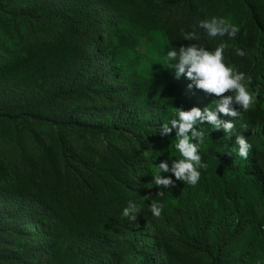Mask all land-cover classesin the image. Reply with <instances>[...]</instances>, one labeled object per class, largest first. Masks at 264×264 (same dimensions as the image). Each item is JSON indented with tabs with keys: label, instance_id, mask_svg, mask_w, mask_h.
<instances>
[{
	"label": "trees",
	"instance_id": "16d2710c",
	"mask_svg": "<svg viewBox=\"0 0 264 264\" xmlns=\"http://www.w3.org/2000/svg\"><path fill=\"white\" fill-rule=\"evenodd\" d=\"M153 1L156 0H138V10L141 7L147 9ZM207 1L208 7L201 9L195 0L170 2L161 27L166 29L172 48L178 49L181 46L196 44L212 50L226 36L208 37L203 29L195 27L199 20L210 19L212 16L225 17L213 9L222 0ZM225 1L226 5L234 6H238L239 1L242 2V11L248 20L245 30L238 26L239 22L233 23L238 28L233 39L236 41L245 39L251 47L258 45L264 51V18L260 13L261 10L264 11V0H259V3L256 0ZM108 4L112 5V0H0V21L9 23L10 29L12 23L15 24L10 35L0 37V66L6 67L5 70H10L15 64L14 60H7L6 56H3V52H6L7 56L10 54L12 41L18 38L27 44L35 40L50 44L51 39H55L53 30H60L71 36L73 56L70 60L52 59L51 87L45 92L43 90L42 96L39 90H31V80L24 82V76H19L20 80L11 78L4 82L0 93L2 104L0 107L8 111L15 109L11 117L19 122L31 121L50 128L55 147L57 143L55 154L59 163L58 168L64 173L73 172V177L83 184L81 191L87 201H82V204L87 203L92 206L89 211L94 224L98 227L103 225L109 229L120 230L124 225L122 209L129 205L128 190L124 188L129 187V183L134 181L135 167L140 162L141 155L113 147L110 139H121L127 133H132L136 139H158L164 132V124L168 123L167 134L170 136L168 144L173 147L176 129L169 121L174 118L175 109L187 110L195 106L203 112V105L207 104V99L204 97L201 101L194 96L193 89L184 81L186 76L181 73L176 74L174 63L173 66H158L151 77L142 78L145 91L138 104L129 107L122 101L116 102L113 98L118 73L115 67L107 65V61L102 59L103 50L100 47L104 40V31L101 27L103 21L110 17L119 23L118 9H109ZM191 15L195 18L193 23H188L186 27L178 25V22ZM96 21L97 24L94 25ZM56 27L58 28L55 29ZM117 29L119 30V26L116 27ZM191 30L199 34V39H186L183 36V33ZM44 55L47 59L52 58L54 53L48 51ZM191 82L194 84V89L205 93L206 90L196 87L193 80ZM88 93L97 97L103 104L114 102L118 106L107 115L92 111L82 115L74 111L58 110L57 106L61 102L65 100L77 102L81 98H89ZM209 95L214 97L215 105L212 108L217 113V119L221 123L228 120L229 116L220 113L216 108L219 97L214 93ZM232 105L230 103V107ZM261 126L264 129V118ZM193 127L203 130L208 135L205 143L198 146L197 151L201 161L211 167L212 173L215 172L211 182L213 188L210 196H204L202 201L195 202L191 199V193L187 191L186 186L182 187L184 190H181L175 208L176 214L180 216L176 225L182 226L187 223L188 226H185L187 231L183 233L184 238L197 249L204 251L211 258V264H223L222 251L232 243L233 238L248 222L247 194L256 193L264 199V178L247 166L248 160L255 161L257 155L264 153V140L259 142L255 134L245 138L250 148L247 158L244 159L246 162L243 163L244 160L233 158L237 148L235 135L231 138L223 136L219 128H213L206 120ZM73 132L90 137H102L106 143V152L115 148L113 161L103 168L102 163L99 165V162L94 161L97 150L85 140L82 150H75L69 138ZM191 142L198 143L195 138H191ZM87 155L91 157L88 158ZM178 157L179 154L175 150L170 159ZM199 182L200 185L206 184L205 172L200 175ZM113 189L116 191L114 192ZM43 201V198L37 199V196L31 195L23 197L0 195V232L3 231L6 237V240L5 237L2 240L0 237L1 263L47 262L46 251L50 249L54 236L51 230L48 231ZM76 203L81 204L77 200ZM220 204H225L228 208L225 216L231 219L230 229L219 232L210 239L208 229L213 226ZM82 209H86V206L84 205ZM220 215L221 213L218 217ZM67 223L71 224V220ZM88 224L89 222L85 220L81 221L80 225L87 227ZM80 233L81 240L75 252L79 264L89 263L97 252L104 254L102 255L104 260L100 264H106V260L110 259L116 249L115 243L100 230H95V227ZM18 236H22L27 241L26 248L20 249L13 242ZM150 242L153 251L160 246H167L161 231L155 226ZM142 254L141 251H133L134 264H164L163 260H158L156 256L147 263Z\"/></svg>",
	"mask_w": 264,
	"mask_h": 264
},
{
	"label": "rangeland",
	"instance_id": "374dc122",
	"mask_svg": "<svg viewBox=\"0 0 264 264\" xmlns=\"http://www.w3.org/2000/svg\"><path fill=\"white\" fill-rule=\"evenodd\" d=\"M172 0H156L150 2L147 9L141 7L138 10V0H112V5L108 4L109 9L117 10L118 21L107 17L103 21L104 40L100 44L103 52L102 59L107 61V65L115 67L118 78L115 84V96L113 99L122 101L129 107L138 104L145 91L143 77H151L154 69L158 66H173L175 60L163 61L169 49H172L166 29L161 27V22L169 10ZM198 7H208L207 0H195ZM259 3V0H256ZM243 3L239 1L238 6L226 5V1L213 8L230 22H239L238 26L247 28L248 20L242 11ZM264 18V11L261 10ZM194 16L178 22L181 27H186L188 23H193ZM97 24V21L94 25ZM117 24V25H116ZM119 26V30L116 27ZM15 27L12 23L11 29ZM56 27L55 29H57ZM9 23L0 21V37L8 36L12 33ZM245 32V31H244ZM55 39H51L50 44L39 43L38 40L27 44L16 38L12 41V48L9 55L3 52L7 60H14L15 64L10 70L0 66V93L4 82L19 76H24L25 81H30L31 90L42 92L51 87L50 68L53 60H70L72 38L66 32L53 30ZM15 38V35H13ZM225 43L223 51L224 62L233 65L237 71L244 72L250 76L251 80L247 83L250 92L255 93V101L245 110L235 102L231 106L239 114L229 116L226 121H232L233 129L225 132L223 127L219 131L223 136L231 138L233 135L248 137L255 134L258 141L264 140V129L261 124L264 118V51L256 45L251 47L247 40L236 41L227 35L221 39L220 43ZM82 48V44H80ZM241 48L245 55H235V49ZM54 53L52 58L45 59L46 52ZM53 59V60H52ZM55 63V62H54ZM49 66V67H48ZM181 74L185 75L183 72ZM186 76V75H185ZM185 83L193 89V94L202 101L205 97L207 104L203 105L209 110L215 111V105L211 92L194 89V84L188 77H184ZM50 85V86H49ZM93 91V87L91 89ZM225 94H229L225 92ZM81 98L74 102L65 100L57 107L66 111H74L84 115L88 111L107 115L118 106L114 102L104 104L95 97ZM42 101V99H40ZM2 104L0 103V106ZM15 106V105H14ZM2 107V106H1ZM0 107V195L4 196H26L31 195L37 199H44L42 204L45 206L44 212L47 215L48 231L51 230L54 236L51 247L46 251L47 262L43 264H79L76 256V248L81 240V231L95 227L106 234L115 243V251L106 264H134L132 259L133 251L143 252V258L147 263L151 262L156 256L158 260H163L164 264H211V258L200 249H197L189 240L184 238L187 231L184 223L177 226L176 221L180 218L175 212L178 204V197L184 186L191 193V199L195 202L203 200L204 196H210L213 188L212 178L214 173L211 167L206 164V168H200V173H206L207 182L200 185V178L195 185H189L184 180L175 177L171 171L161 172V176H167L170 183L167 186H157L153 183V169L161 161L168 164L169 169L176 159H170L173 154L172 146L168 144L170 136L167 132H162L158 139L147 140L146 138H135L132 133L121 139L111 138L113 147L130 151L133 154L141 155L140 162L135 167L134 181L129 183V217L122 216L123 227L120 230L109 229L106 226H96L91 219L89 209L92 207L82 201H87L81 189L83 184L70 174L59 170V163L52 140L50 128L31 121L19 122L12 119V111ZM217 114V113H216ZM222 124V123H221ZM75 150H82L83 140L94 147L97 152L95 162L102 163V167L109 165L114 158L115 151L111 149L105 151L106 143L102 137H90L85 134L73 132L70 135ZM259 141V142H260ZM113 150V151H112ZM233 158L243 161L234 153ZM258 154V153H257ZM87 157H91L87 155ZM178 159V158H177ZM246 161L244 160L243 163ZM249 169L257 172L264 178V153L257 155L256 160H248ZM80 183V184H79ZM182 188V189H181ZM112 189V188H111ZM115 192L116 189H113ZM264 194V193H263ZM77 202L81 203L78 204ZM248 210L247 224L243 225L241 231L235 236L222 251L223 264H264V199L256 193L247 194ZM156 201L162 205L161 213L154 217L150 210V204ZM86 206V209H82ZM252 206V209H251ZM88 211V215H87ZM228 208L225 204L219 205L218 215L213 221V226L208 229L210 239L219 232L230 229L231 219L226 217ZM83 217V219H81ZM134 217V219H130ZM71 220V224L67 223ZM79 220V221H78ZM87 220L89 224L81 226V221ZM80 222V224H79ZM154 226L159 228L167 244L166 247L160 246L152 250L150 238ZM1 240L5 233L0 232ZM6 240V237L4 238ZM18 248H26L27 241L18 236L13 241ZM49 252V253H48ZM104 255V254H102ZM97 252L89 263L100 264L103 257ZM31 261L19 264H31ZM0 264H9L1 263ZM37 264V263H33Z\"/></svg>",
	"mask_w": 264,
	"mask_h": 264
},
{
	"label": "clouds",
	"instance_id": "9594fccd",
	"mask_svg": "<svg viewBox=\"0 0 264 264\" xmlns=\"http://www.w3.org/2000/svg\"><path fill=\"white\" fill-rule=\"evenodd\" d=\"M197 28L203 29L208 37L225 36L233 38L238 32L235 24L224 17L212 16L210 19L199 20ZM186 39H199V34L194 31L183 33ZM225 43H219L214 49L207 50L202 46L190 44L187 47L181 46L178 49L172 48L167 52L163 61L175 60L176 74L183 72L186 77L195 82L196 87L216 94L219 97L216 102V108L220 113L237 116L239 113L230 107V103L235 101L240 108L247 109L255 101V93L250 92L247 83L251 77L246 76L244 72L237 71L233 65L224 62L223 51ZM235 55L243 56L244 51L241 48L235 49ZM228 92L229 94L221 96L220 94ZM208 121L213 128L221 126L225 132L233 129L232 121L221 122L217 119L215 111L207 107L203 112L198 107H191L187 110L175 109L174 118L169 123L176 129V139L173 147L178 152L179 157L172 163L171 169L168 164L161 161L153 169V183L157 186H167L170 179L167 176H161V172L171 171L175 177L184 180L189 185H195L200 178V168H206V164L201 163V156L197 151L198 146L203 145L208 135L203 130H197L193 126ZM189 130L190 133H189ZM163 131H169L168 123L164 124ZM191 138H195L198 143H192ZM237 145L236 154L241 158H247L250 144L243 136H236ZM162 205L153 201L149 210L154 217L161 213ZM130 207L122 209V216L129 217ZM134 219V217H130Z\"/></svg>",
	"mask_w": 264,
	"mask_h": 264
}]
</instances>
